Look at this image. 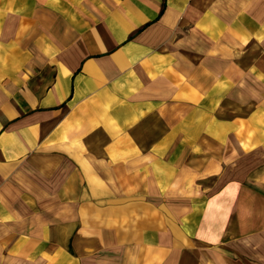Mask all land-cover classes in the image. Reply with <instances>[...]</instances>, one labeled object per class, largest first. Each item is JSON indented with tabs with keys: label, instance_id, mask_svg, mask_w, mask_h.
<instances>
[{
	"label": "crops",
	"instance_id": "obj_1",
	"mask_svg": "<svg viewBox=\"0 0 264 264\" xmlns=\"http://www.w3.org/2000/svg\"><path fill=\"white\" fill-rule=\"evenodd\" d=\"M0 264H264V0H0Z\"/></svg>",
	"mask_w": 264,
	"mask_h": 264
}]
</instances>
